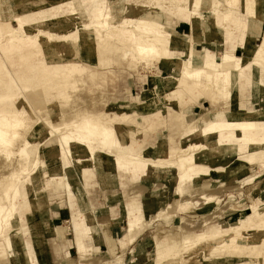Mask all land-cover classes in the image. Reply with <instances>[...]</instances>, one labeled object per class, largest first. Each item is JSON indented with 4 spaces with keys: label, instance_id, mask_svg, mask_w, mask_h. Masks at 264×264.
<instances>
[{
    "label": "rangeland",
    "instance_id": "obj_1",
    "mask_svg": "<svg viewBox=\"0 0 264 264\" xmlns=\"http://www.w3.org/2000/svg\"><path fill=\"white\" fill-rule=\"evenodd\" d=\"M226 1L232 16L245 3ZM155 7L0 0V264H264V0L242 15L253 22V50L239 44L238 24L225 26L235 54H253L245 69L223 56L227 46H194L215 55L200 71L185 62L187 41L172 55ZM174 72L179 96L204 94L213 105L201 100L184 120L188 103L152 88ZM249 74L245 107L259 115L238 103ZM126 206L141 245L129 236L133 247L115 255L98 227ZM59 207L71 211L62 249L50 220Z\"/></svg>",
    "mask_w": 264,
    "mask_h": 264
},
{
    "label": "crops",
    "instance_id": "obj_2",
    "mask_svg": "<svg viewBox=\"0 0 264 264\" xmlns=\"http://www.w3.org/2000/svg\"><path fill=\"white\" fill-rule=\"evenodd\" d=\"M165 1L167 0H155V4L157 7L154 8V11L156 14H158L159 21L164 24L166 27H168V30L173 37L170 42V47L171 44L175 45L172 46L174 48L169 47V52L173 54H177L179 52L178 47L184 45L186 41L189 43V45H186V51L184 52V55L188 60H185V62L188 64V66H192V68H196L200 71L199 68L203 67L204 70V64L202 65L205 61L209 62L210 64L213 62H216L215 60V55L210 52V51H196L193 49L194 46H200V45H205L211 48H219V47H226V50L224 51L225 54L223 56H229V57H234L237 60H240L239 62V68L245 69L246 65H251L250 61H253V54L247 53L245 56L239 57L235 54V49L236 47L240 44L244 46L245 51L248 50H253L249 48L251 43L253 42V22L252 19L249 16H242L246 14H249V12L245 8V4L247 7H249L251 10H253V0H245L244 4H241L239 6V11L237 10V13L234 11L233 16L231 15V10H235V8L232 6H229V3L226 0H210V5L207 8L204 3L206 0H197V3L194 5L191 0H187L186 6H183L178 3H182V0H170L169 6H166ZM176 2V3H174ZM208 9L210 15H204L203 10ZM261 10V9H260ZM260 10H258L260 12ZM193 12L197 13V18H191ZM261 13L264 14V11H261ZM237 14V15H235ZM194 21L198 22V35L195 36L194 30H193V23ZM228 21H233L234 23L238 24L239 27V33L236 35L241 37L240 38V43L237 44V46L229 47V41L227 40V29L225 26L229 25L230 22ZM264 23V20H259L258 25V37L260 38L259 35L264 34V32H261V26ZM189 29L191 31V34H187L186 30ZM220 29V31L218 30ZM221 31L225 32V39H220L221 38ZM243 36V37H242ZM192 38V41L190 38ZM239 37L236 39V41L239 39ZM238 42V41H237ZM191 43V44H190ZM209 48H203V50H208ZM217 50V49H216ZM197 53V54H196ZM252 55V56H251ZM177 55H175L176 57ZM195 56L200 58L198 60L199 65H194L191 61H193V57ZM246 56L249 59L247 60ZM194 58V59H195ZM223 59V58H222ZM173 63L174 61H179L180 59L173 58L171 59ZM182 60V59H181ZM184 61V60H182ZM192 63V64H190ZM174 67V63L172 64ZM237 70L238 72L241 70ZM204 73V72H203ZM177 75V76H176ZM249 74V76L245 80H241L242 82L240 83V88L243 87V94L244 96L241 97L238 101L239 104H241L242 108L241 111L248 113L249 111H257L256 109L253 110H247L245 107V100H246V92L249 87L252 86L253 80H252V75ZM181 75H178L175 72L172 74L171 77H163L161 78V82L164 83L163 89H161L160 84L154 85L152 87L155 90H160V91H165V99H169L170 103H176L177 105L180 104H186L187 107H185L181 112L183 113L184 120L186 119V109L189 108L192 105H196L200 103L201 100H208L212 103L213 102L206 96V95H200V96H194L196 99H194L192 102H189L191 99V96L189 95H183L181 94L180 96L178 95V90H181V86L179 85V82L177 81L176 77H181ZM246 76V75H245ZM247 81V82H246ZM239 86V84H238ZM264 89V88H263ZM172 111H176V108H171ZM154 113H159L162 114L160 111L154 112ZM167 114V113H166ZM165 114V115H166ZM125 213L121 211H111L109 210L105 215L104 218L105 223L101 224V227L99 231L102 234V238L104 241H101L102 238L97 239L99 245L103 244V248H105L107 251H109L112 254H119V252H122L123 249L127 248H132L133 244L136 246V244L141 245V241L139 238V227H137L136 231L132 230V236L130 235L129 232V222H128V210L127 206L124 211ZM50 215H51V225L53 228L56 230V236L58 234V239L60 241L61 249L63 245L69 244V240L65 238L67 235L70 233V228H66L65 224L71 217V211L68 207L65 208H57V209H50ZM127 238H126V237ZM129 236L133 238L132 243L129 240ZM53 237L49 238L50 240L53 239ZM137 240V241H136ZM93 243V242H92ZM90 243V244H92ZM128 243V244H127ZM85 244H88L87 242ZM59 245V246H60ZM79 245V244H78ZM78 245L75 243V249L78 248ZM101 247V246H100ZM100 247L99 249H95L96 254L100 255ZM91 248V247H90ZM53 247L52 244H49V250L51 253V256H54L55 253L53 252ZM64 249V248H63ZM73 249L72 246L69 247L67 250H63L62 252L64 253L66 259L70 256L71 250ZM99 252V253H98ZM101 256V255H100ZM53 258H50L48 261L49 263L54 262ZM47 261V260H44ZM69 260L66 261L68 263ZM80 261L81 264H83L84 260H78Z\"/></svg>",
    "mask_w": 264,
    "mask_h": 264
},
{
    "label": "bare ground",
    "instance_id": "obj_3",
    "mask_svg": "<svg viewBox=\"0 0 264 264\" xmlns=\"http://www.w3.org/2000/svg\"><path fill=\"white\" fill-rule=\"evenodd\" d=\"M15 4H18V7H20L21 6V1H19V2H16ZM18 15H19V13H18ZM21 15V14H20ZM194 14H192V17L191 18H194V16H196V15H194ZM43 18V17H42ZM50 20H48L47 22H49ZM102 21V20H101ZM45 22H46V20H45ZM258 52L259 51H261V50H264V37H263V41H262V43L261 44H259L258 45ZM225 58V57H224ZM223 58V61H222V63H225V62H227V60H226V58L224 59ZM225 60V61H224ZM178 63H179V61H178ZM184 62L182 61V64H183ZM256 113V112H255ZM256 114H258L259 115V112L257 111V113ZM104 125V124H103ZM196 145H194V147H195ZM221 236L219 235L218 236V239L220 238Z\"/></svg>",
    "mask_w": 264,
    "mask_h": 264
}]
</instances>
